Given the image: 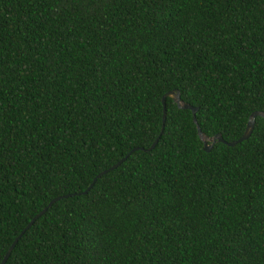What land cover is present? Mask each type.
I'll list each match as a JSON object with an SVG mask.
<instances>
[{
	"label": "trees",
	"instance_id": "1",
	"mask_svg": "<svg viewBox=\"0 0 264 264\" xmlns=\"http://www.w3.org/2000/svg\"><path fill=\"white\" fill-rule=\"evenodd\" d=\"M264 0H0V262L264 264ZM134 148H144L135 150ZM116 168L94 177L119 160Z\"/></svg>",
	"mask_w": 264,
	"mask_h": 264
},
{
	"label": "water",
	"instance_id": "2",
	"mask_svg": "<svg viewBox=\"0 0 264 264\" xmlns=\"http://www.w3.org/2000/svg\"><path fill=\"white\" fill-rule=\"evenodd\" d=\"M169 97L173 100V102L176 103L177 107L178 108H181V109H189L191 110L192 112V117H193V122L196 124V128H197V133H198V136L200 138V140L203 142V149L205 151H209L213 144L215 142H222L228 146H233L245 139H247L250 134L252 133V130L254 128V123H255V117L256 116H262L264 117V112H261V111H254L250 114L249 118H248V121H247V124H246V127H245V130H244V133L242 134V136L240 138H238L237 140H234V141H231V142H227L225 141L221 134L220 133H217L215 134L213 137H207L206 135L203 134V132L201 131L199 125L197 124V120H196V111H197V107L189 104V103H186V102H183L181 100V97H180V93L178 90H170L168 92H166L163 96H162V104H163V114H162V124H161V129H160V134L158 135V137L154 140V142L151 144V146L149 148H147L146 150H151L155 147L156 143L158 142L159 140V137L161 136L162 132H163V129H164V125H165V120H166V105H165V99ZM144 150V148H134L132 151H135V150ZM127 156H125L124 158H122L121 160H119L117 163H115L114 165H112L110 168L106 169V170H103L102 172H100L99 174H97L94 179L92 180V183L89 185L88 188H86L82 194H86L90 188L93 186L94 182L96 181L97 178H99L102 174H105L107 173L108 171L116 168L118 165L121 164V162H123L125 159H126ZM69 195H66V196H59V197H56V198H53L52 200L49 201V203L47 204V206H45L36 216H34L32 218V220L28 223V225L20 232V234L13 240V242L10 244L8 250L6 251V253L4 254L0 264H5V262L7 261L11 251L13 250L15 244L17 243L18 239L23 235V233L33 224V222L38 218L40 217L55 201L59 200V199H62V198H66L68 197Z\"/></svg>",
	"mask_w": 264,
	"mask_h": 264
}]
</instances>
